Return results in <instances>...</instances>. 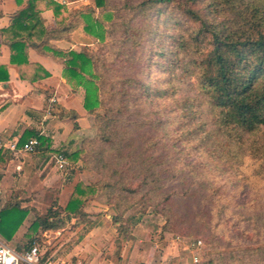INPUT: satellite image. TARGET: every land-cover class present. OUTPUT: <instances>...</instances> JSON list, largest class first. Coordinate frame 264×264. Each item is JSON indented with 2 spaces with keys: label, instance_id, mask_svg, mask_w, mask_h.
<instances>
[{
  "label": "rangeland",
  "instance_id": "1",
  "mask_svg": "<svg viewBox=\"0 0 264 264\" xmlns=\"http://www.w3.org/2000/svg\"><path fill=\"white\" fill-rule=\"evenodd\" d=\"M74 1L77 2L72 5V13L77 10L87 13L95 8L94 0ZM143 1L111 0V10L118 12L113 23L101 10L93 13L106 30L105 42L99 41L92 48L106 60L100 63L99 72L103 75L100 84L104 86L107 110L101 109L93 115V133L82 142L81 149H85L82 158L71 162L66 170H59L74 179L70 182L73 194L69 202L77 196V187L86 192L82 197L83 215L67 219L59 205L58 192L53 191L50 197L40 201L43 215L38 216H46L54 208L60 213V219L65 220L63 227L24 237L34 214L21 237L12 244L15 250L22 252L31 240L37 242L44 256L40 264H49V260L59 262L71 250L73 257L65 264H195V256L199 259L196 264H238L243 251L249 261L253 248L264 245V167L247 147L264 146V127L254 135H246L243 142L227 140L220 129V132L216 130L217 113L210 111L203 93H197L195 101L194 110L200 113L198 118L191 122L187 114V119L177 121L175 116L179 113L173 99L182 101L196 94L194 70L196 66L201 68L203 57L212 49L211 36L203 32L200 42L180 49L175 42L178 37L183 35L189 42L199 35L201 24L190 20L174 4L154 5L152 10L146 11V16H142L140 8L130 11L123 7L126 2L138 7ZM205 5L203 2L192 7L204 9ZM173 53H177L175 58ZM185 65L187 71L183 73ZM140 83L149 84L154 91L147 103L139 98ZM140 102L146 109L142 112L146 114L140 118L146 121V128L140 132L148 133L145 136L158 143L144 146L146 157L165 161L155 168L157 176L152 177L153 181L163 179L166 185L157 199L153 195L144 196L146 189L136 194L127 191L129 187L139 191V181L143 179L139 174L141 148L130 146L128 151L117 145L125 132L134 131L139 135ZM157 110L167 125L160 130L156 129L158 125L152 124L159 116ZM184 122L186 124H182ZM107 123L110 126L105 128ZM198 123L209 132V141L207 134L197 133ZM108 136L111 142L106 141ZM176 141L177 146H172ZM207 146H227L224 150L229 146H245L247 154L240 152L239 157L229 161L225 152L221 154L216 147ZM235 148L231 150L239 152L238 147ZM181 177L211 183L206 196L199 197L204 198L201 204L196 198L192 202L193 213L197 215L195 222L179 223L177 218L169 220L172 214L165 216L171 209L170 202L165 200L173 191L167 194L163 191ZM112 178L121 179L117 187L123 193L104 187L114 182ZM199 194L202 196L204 192L199 191ZM175 211L174 207L172 212ZM114 217L121 218L120 223L128 225L132 235L119 236ZM133 218H140L136 227H131L135 225ZM97 225L101 226L99 232L85 241ZM197 240L203 242L198 253L192 249ZM135 241H138L136 250ZM56 247L59 249L54 253Z\"/></svg>",
  "mask_w": 264,
  "mask_h": 264
},
{
  "label": "trees",
  "instance_id": "2",
  "mask_svg": "<svg viewBox=\"0 0 264 264\" xmlns=\"http://www.w3.org/2000/svg\"><path fill=\"white\" fill-rule=\"evenodd\" d=\"M95 8H91L90 11L85 13L84 11L77 10L75 13L70 14L69 22H65L61 25L59 32L69 33L75 29V27H81L83 31L93 37L96 44L105 42L106 30L99 18L93 16L96 10H101L106 15V19L110 22H115L118 12L111 10V0H94ZM180 2L179 4H177ZM206 2L205 8L192 7V4H203ZM173 5L182 10V13L194 22L201 24V29L198 36L187 42L183 35H180L175 42L177 47L191 48V44L200 42L201 33L207 32L211 36L209 44L212 45V49L208 54L203 57L201 61V68L198 66L195 73V85L196 94L189 98L179 101L177 98L173 99L175 104V110L179 113L177 121L187 117L190 114V121L194 122L198 118L199 111L195 109V101L198 97L197 93H203L207 98L206 102L210 108V111L216 114V121L214 126L216 130L219 129L225 138L231 142H243L246 135H254L258 133L264 127V0H144L138 7L134 4L126 2L123 7L130 11L141 9L142 16H146L148 9L152 10L154 5ZM200 6V5H199ZM118 10L119 8L116 7ZM61 7L55 8V14L58 15ZM205 10V12H203ZM120 11V10H119ZM109 12V13H108ZM161 13V11H157ZM153 35V33H151ZM162 41V37H159ZM24 42H16L14 47L16 50H24ZM177 53H173L172 57L175 58ZM69 60L65 61V72L70 78L77 82L78 87H82L85 91L84 107L91 114H97L101 109L105 108V91L103 89L101 81L103 75L99 72V65L101 62H106L104 57L95 52L87 49H82L80 52H70ZM174 59L173 61H175ZM183 73H186L187 66L183 67ZM132 82V81H131ZM154 91L149 84H139V98L143 99V102L147 103V99L151 97ZM160 94H163L160 92ZM166 94V91L164 92ZM163 94V95H164ZM142 104V105H141ZM145 105V103H144ZM145 107L143 103L139 104V135H136L134 131L125 132L124 135L119 137V146H123L124 150L130 149V146H139L141 148L139 152V174L143 177L139 181V191L133 188H128L127 191L130 194H136L137 192H144L145 195H153L154 199L160 198L163 189L166 185L163 179L152 180V177L157 176L155 168L165 164L164 160L156 159L153 156L146 157L147 149L144 146H156L157 141H151L145 135L141 133V129L146 128V121H142L140 118L146 114L142 113ZM159 116L156 123L158 125L157 130L167 127L162 120V116L158 110L156 112ZM215 115V114H214ZM187 119V118H186ZM186 124V122L182 123ZM181 124L176 125L179 127ZM110 123H107L104 127L108 128ZM155 126V125H154ZM197 133L207 134L206 139L209 141V132L203 129L202 126L197 124ZM220 132V131H219ZM105 137L106 141L111 142V139ZM130 137V139H129ZM139 137V138H138ZM40 140L38 135L35 137ZM31 139V138H29ZM28 139V140H29ZM40 142V141H39ZM177 142H174L172 146H177ZM204 147V146H200ZM208 148L216 147L219 153L229 156L230 160H235L239 157V153L247 154V147L251 151V155L255 159H259L264 167V146H229L228 150H224L227 146H207ZM238 147L239 152H233L231 148ZM206 148V149H208ZM219 148V150H218ZM179 150V149H177ZM83 151L79 150L77 153L69 157L72 162H77L82 158ZM65 159L68 162V157ZM222 155V158L225 157ZM240 160H238L239 162ZM153 162V163H150ZM157 162V163H156ZM147 164H152L148 166ZM142 169V170H141ZM153 171V172H152ZM118 174V173H115ZM114 182H109L104 185L106 189H112L123 193L120 188L117 187L120 184L121 179H113ZM176 184V185H175ZM211 187L210 182L189 180V178L181 177L174 185L169 189H164V193H169L168 198L165 201L170 202V210L165 213V216L170 215V219L177 218L179 223L195 222L197 215L193 213L192 202L197 200L198 204L204 200L206 192ZM199 191H203L204 194H199ZM77 196L75 195L68 203L63 212L67 215V219L76 218L79 215H83L82 207L84 201L82 197L86 192L77 187ZM112 193V192H111ZM196 198V199H195ZM191 205V206H190ZM177 211L172 212L173 208ZM85 215V214H84ZM28 216V211L20 208H11L4 210L0 213V235H2L7 241H11L22 226L23 222ZM38 216V214L36 215ZM140 218H133L134 224L131 227H136L139 224ZM115 224L118 225L117 232L119 236L132 235V230L129 226L121 224V218H115ZM132 221V219H131ZM65 220L60 219V213L50 209L46 216L35 217V221L29 228V237L32 233L39 231H53L59 230L63 227ZM34 240H31L28 247L31 248L34 244ZM23 251V250H22ZM243 251V256L240 257L238 264H264V245H259L253 248L248 256L251 260H247V255ZM44 256L41 257V261ZM24 264V263H22Z\"/></svg>",
  "mask_w": 264,
  "mask_h": 264
},
{
  "label": "crops",
  "instance_id": "3",
  "mask_svg": "<svg viewBox=\"0 0 264 264\" xmlns=\"http://www.w3.org/2000/svg\"><path fill=\"white\" fill-rule=\"evenodd\" d=\"M76 2L0 0V140L22 146L29 138L40 137L34 154L0 148V213L11 208L28 211L11 241L0 235V243L11 248L32 216L43 215L40 201L50 193L56 194L57 190L59 205L66 208L74 179L59 172L54 157L64 153L70 166L69 157L93 133V114L84 107L85 91L65 72V61L70 59V52L93 51L96 41L81 27L69 33L59 32L61 25L69 22ZM58 6L61 10L56 15ZM21 41L25 43L24 50H16L14 44ZM99 226L84 240L97 234ZM133 245L136 250L138 241ZM72 253L71 250L56 263L49 260V264H65Z\"/></svg>",
  "mask_w": 264,
  "mask_h": 264
},
{
  "label": "built area",
  "instance_id": "4",
  "mask_svg": "<svg viewBox=\"0 0 264 264\" xmlns=\"http://www.w3.org/2000/svg\"><path fill=\"white\" fill-rule=\"evenodd\" d=\"M39 146L40 142L37 138L29 139L22 146H19L17 143L8 144L0 140V148L9 149L13 152H18L21 154H34L37 152ZM53 162L60 171H64L69 167V163L62 153L56 155ZM202 243L203 242L201 240H197L192 244V249L194 252L198 253ZM42 256L43 254H41L40 245L37 243L31 248L25 249L22 252H18L17 250L0 243V264H40ZM193 259L195 264L199 262L197 256H195Z\"/></svg>",
  "mask_w": 264,
  "mask_h": 264
}]
</instances>
